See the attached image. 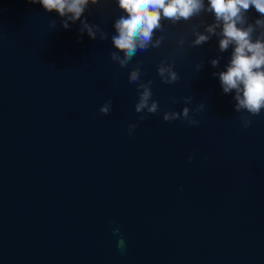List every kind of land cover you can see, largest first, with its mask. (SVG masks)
Segmentation results:
<instances>
[{
  "label": "water",
  "instance_id": "water-1",
  "mask_svg": "<svg viewBox=\"0 0 264 264\" xmlns=\"http://www.w3.org/2000/svg\"><path fill=\"white\" fill-rule=\"evenodd\" d=\"M120 15L115 0L90 5L82 19L109 35L92 40L40 4L0 0V264H264V110L244 129L247 113L213 76L233 49L219 52L215 36L190 47L214 16L165 21L162 46L122 68L110 57ZM165 60L175 84L157 74ZM140 61L155 115L135 111ZM184 107L198 126L163 120Z\"/></svg>",
  "mask_w": 264,
  "mask_h": 264
},
{
  "label": "clouds",
  "instance_id": "clouds-1",
  "mask_svg": "<svg viewBox=\"0 0 264 264\" xmlns=\"http://www.w3.org/2000/svg\"><path fill=\"white\" fill-rule=\"evenodd\" d=\"M33 4H40L49 13H58L62 27L67 30L70 24L81 23V36L86 32L88 37L102 41L109 38L107 32L99 25L89 24L82 19L90 5H99L101 0H30ZM108 3L109 0H104ZM121 15L114 22L115 34L111 36L115 51L110 54L111 60L122 68L127 67L138 53L147 52L149 49L160 48L166 39L156 33L166 31L165 21L171 25L202 16L204 13L214 16V22L204 26V31H199L201 25L193 27L190 47L196 48L208 43L212 37H219V52H227L232 48L231 58L225 71L213 73L218 76L224 94L234 95V110L237 113H247L240 117L244 129L251 127L253 121L250 117L260 116L264 110V0H115ZM254 7L260 18L254 23H249L250 8ZM57 26L53 20L50 24L52 30ZM257 29L260 34L257 35ZM219 30V31H218ZM186 38H181L179 44L184 46ZM122 54V55H121ZM222 58V57H221ZM210 61L214 68L220 66V59ZM175 62L162 61L157 74L164 84H175L180 76L175 70ZM203 64L197 66L199 71ZM143 62L140 61L129 73V83L137 86L139 93L135 105L137 113L155 115L160 112V104L153 99L152 85L154 81L144 82ZM173 103L179 101L173 97ZM185 104L192 103V97L184 98ZM112 108V100H107L100 108L102 115H108ZM204 110L201 104L195 111L199 114ZM147 117L141 115L140 122ZM163 120L173 122L176 120L187 121L189 126H198L199 121L192 115V109L184 107L181 112L169 111L163 113ZM139 124L128 126L129 135H133ZM189 162L192 156H189ZM121 248L123 241H120Z\"/></svg>",
  "mask_w": 264,
  "mask_h": 264
}]
</instances>
